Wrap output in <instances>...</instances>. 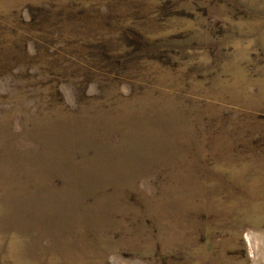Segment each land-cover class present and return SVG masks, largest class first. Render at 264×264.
Returning a JSON list of instances; mask_svg holds the SVG:
<instances>
[{"label":"rangeland","instance_id":"obj_1","mask_svg":"<svg viewBox=\"0 0 264 264\" xmlns=\"http://www.w3.org/2000/svg\"><path fill=\"white\" fill-rule=\"evenodd\" d=\"M0 264H264V0H0Z\"/></svg>","mask_w":264,"mask_h":264}]
</instances>
